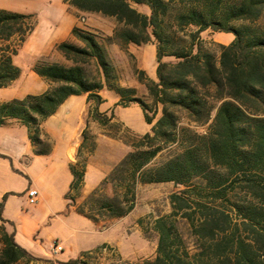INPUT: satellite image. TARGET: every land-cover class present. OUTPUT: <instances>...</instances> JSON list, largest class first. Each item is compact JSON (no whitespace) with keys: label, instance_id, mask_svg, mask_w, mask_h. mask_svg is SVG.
<instances>
[{"label":"trees","instance_id":"16d2710c","mask_svg":"<svg viewBox=\"0 0 264 264\" xmlns=\"http://www.w3.org/2000/svg\"><path fill=\"white\" fill-rule=\"evenodd\" d=\"M63 2L81 12L115 18L122 27L115 29L114 36L123 43L139 45L154 38L156 81L143 71L137 74L151 102L137 97L135 88L120 86L97 36L75 26L71 34L81 45L63 41L55 46L70 65L46 60L33 64L32 72L48 88L0 102V126L9 119L18 121L27 129L33 153L47 154L51 144L43 140L48 137L41 131L42 122L67 97L86 94L91 121L130 150L81 205H75V197L84 184L86 159L69 163L72 180L64 198L73 204L67 202L68 210L72 207L98 230L108 228L132 210L138 184L173 182L171 212L154 220L156 255L145 264H264V29L255 24L264 0ZM131 2L146 5L149 15L138 12ZM169 17L175 25L170 29L196 27L188 33L186 45H177L176 30L172 35L167 32L164 24ZM208 28L233 35L229 44H218V56L198 46L199 33ZM33 30L32 15L0 9V88L19 77L21 70L13 64V56ZM164 57L174 60L163 61ZM103 88L119 97L118 106L137 104L149 131L140 135L126 128L130 136L112 133L116 129L113 111L98 110L104 101L99 95ZM205 125L202 132L195 129ZM80 137L77 155L84 149L87 155L93 153L95 138L87 124ZM40 145L45 148H37ZM163 152L168 154L165 161L152 164ZM109 186L113 194L105 198L103 190ZM1 211L2 203L0 221L11 226ZM177 219L187 222L195 238L193 252L178 232ZM0 242V264L38 259L19 246L13 231L8 233L3 224ZM87 253L61 264H87L82 259Z\"/></svg>","mask_w":264,"mask_h":264},{"label":"rangeland","instance_id":"374dc122","mask_svg":"<svg viewBox=\"0 0 264 264\" xmlns=\"http://www.w3.org/2000/svg\"><path fill=\"white\" fill-rule=\"evenodd\" d=\"M130 4L141 14L149 15V9L146 5L132 2ZM67 6L68 5L65 4L63 0H0V9L32 15L34 30L20 46L17 54L13 56V64L22 70L23 76L28 81V87L30 85L33 87L30 89L33 93L39 91L38 88H35L36 84L31 78V76H33L31 69L33 64L41 60L57 62L54 58L53 51L51 52V41L54 36V27L56 25L61 26L67 24L71 18L67 11ZM75 15L79 17L78 22L86 27L88 29L87 31L94 33L98 41L107 50L116 69L119 85L124 88H132L130 85L134 84L136 87V96L150 103L151 98L145 86L137 80L138 72L143 70L139 68L134 52H137L139 49L147 52V49L151 45L156 47L154 38L151 37L149 42L139 45L123 43L114 36L115 29L122 27L121 24L117 23L115 18L107 17L100 13L90 12H85L83 15L82 13H75ZM238 24L240 23H232L234 26ZM255 24L264 29V8L261 17ZM164 26L171 35L174 32L173 30H176L173 38L177 45H186L189 41L188 33L196 30V27L192 25L185 27L184 30H179L177 28L170 29L172 26H175L172 17L167 18ZM198 38V46L218 56V44H229L233 39V35L231 33L215 31L208 28L201 31ZM78 45L80 46L81 43ZM173 60L172 57L163 58V61ZM58 63L70 65L65 59ZM88 70H92V68L88 67ZM143 72L148 77L146 72ZM152 80L156 81V75ZM103 89H105L108 94L115 95L113 91H109L106 88ZM110 101V98H108L103 108L108 107ZM137 108V112L131 108L129 111L127 109L120 111V114L121 112H129L128 115L131 127L137 132L125 126L116 118L112 123L116 129L112 130V133L117 132L120 135L130 136L129 133L126 132V128H129L132 133L143 134L138 132L144 131L147 126L143 120L141 109L138 106ZM159 115L160 113L158 112L156 118ZM98 127L100 133L106 136L107 129L99 125ZM206 127L207 125L203 127L197 126L195 129L198 132H202ZM148 131L149 129L147 132ZM89 132L91 133L90 130ZM93 136L95 138V135ZM43 140H45L47 144H51L49 138H43ZM37 148L43 149L45 146L40 145ZM129 150V147L123 144V148L105 147L100 151L95 159L96 163H101L104 167H107V165L111 166L109 168L107 167L106 172L101 173L99 171L96 172L94 168L89 169L84 189L81 188L79 194L75 197V205H81L85 201L90 191L98 185L110 171L112 166L119 162ZM167 155L166 152L157 155L152 161V164L165 161ZM75 156L76 159L73 163L78 164L83 161V159L87 161L89 155H87L86 149H84L80 154L77 155L76 153ZM113 161L114 163L110 164ZM54 175H48L47 178L43 179L42 185L45 191H51L52 189L68 185L70 173L67 167H63L62 170L57 169ZM97 180L99 182H97ZM13 184L16 188L25 186L24 179H21L20 176L14 179ZM85 189H89V191ZM175 189L176 187L173 182L138 184L136 187L135 204L132 210L110 227L99 230L95 228L96 231H94L90 223H87L88 226L85 227L82 224L71 223L68 219H64L65 221H61L57 218L49 219L45 225L48 228L47 232L42 229L38 234L22 245V248L38 259L28 262L25 259H20L13 264H61L70 259L80 258L82 252H88L82 257L87 264H145V261L153 260L156 255L158 235L153 226L154 220L159 216H165L171 212L169 196ZM112 194L113 191L110 186L104 188L103 196L105 198L110 197ZM102 199L103 198L100 197V200ZM57 201L59 205L62 204L61 198H58ZM67 202L73 204L71 201ZM33 205L34 204H29L28 202L22 205L18 199L14 201L16 209L22 207L23 211L25 212L27 210L28 213H34L32 209ZM84 208L86 211L89 210L87 205H85ZM70 210H73V208L71 207ZM0 224L4 225L8 233L11 232L12 228L10 225L2 223L1 221ZM175 225L188 249L193 252V246L196 242L187 222L183 219H177ZM47 233H50L51 237L61 245V251L52 248L55 241L50 242L46 237ZM103 244L105 245L102 246ZM1 248L2 245L0 242V252Z\"/></svg>","mask_w":264,"mask_h":264},{"label":"crops","instance_id":"0c3cea01","mask_svg":"<svg viewBox=\"0 0 264 264\" xmlns=\"http://www.w3.org/2000/svg\"><path fill=\"white\" fill-rule=\"evenodd\" d=\"M67 11L71 16L69 22L65 25H56L54 27V36L51 41V52L53 51L54 58L57 62L64 61V58L55 50L56 44L66 41L78 45L80 42L72 36L71 29L76 26L88 30L78 22L79 17L75 15V13H82L83 15L85 12L78 11L69 5L67 6ZM134 55L139 68L145 71L149 78L153 79L156 69L155 47L151 45L147 49V52L139 49L137 52H134ZM32 75L31 78L36 84L35 88H38L39 91L34 93L30 91L33 87L31 85L28 87V81L23 76L21 70L19 77L9 86L0 88V102L10 101L15 98L19 99L27 94L44 92L48 87L47 83L34 73ZM130 86L136 89L134 84ZM99 95L104 101L98 106V110L100 112L113 111L115 117L120 122L135 131L130 124L129 112H121L120 114V111L124 109L129 111L131 108L137 112L138 105L131 103L127 107H120L116 105L119 97L116 94H108L105 89H101ZM108 98L111 100L110 105L103 108ZM89 106L90 102L87 101L86 94L71 95L58 106L53 115L42 122L41 131L51 141V149L49 153L44 155H36L33 153V145L28 138L27 129L18 121L9 119L5 125L0 126L1 217L11 222V231L14 233V240L21 247L23 243L33 238L42 229L47 232L48 228L45 225L52 218H57L61 221L68 219L71 223L82 224L85 227L88 226L87 223H90L94 231H96L95 227L87 218L67 209V200L64 198V195L68 191L69 184L72 180L71 174L68 177L67 186L64 185V187L61 186L51 191H45L42 185L43 179L47 178L48 175L56 174L57 169L62 170L63 167L68 168V164L75 161L76 151L81 141L80 134L86 124L91 134L95 135L96 148L88 156L85 163L83 189L90 168H94L96 172L99 171L101 173L106 172L107 167L109 168L111 166L107 165V167H104L101 163H96L95 159L100 151L105 147L123 148V143L119 140L108 138L100 133L98 125L88 117L87 110ZM146 126L144 131L138 133L147 132L150 125L146 124ZM114 161L110 164L114 163ZM17 176L24 179V187L16 188L13 184ZM98 180L97 182H99ZM30 189H36L39 194L37 202L32 207L34 213H28L27 210L24 212L22 207L16 209L14 201L18 199L22 205H25L28 202L27 192ZM86 191H89V189ZM5 194L7 196L2 200ZM58 198L62 200L61 205L58 204ZM46 237L50 242L56 241L51 237L50 233H47Z\"/></svg>","mask_w":264,"mask_h":264},{"label":"built area","instance_id":"2783aa9c","mask_svg":"<svg viewBox=\"0 0 264 264\" xmlns=\"http://www.w3.org/2000/svg\"><path fill=\"white\" fill-rule=\"evenodd\" d=\"M38 191L36 189H30L28 190L27 192V196H28V203L29 204H35L38 200ZM52 248L54 250H57V251H61L62 250V247L59 243H57L56 241L53 243V246Z\"/></svg>","mask_w":264,"mask_h":264}]
</instances>
